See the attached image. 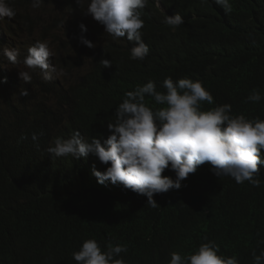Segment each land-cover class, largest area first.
<instances>
[{
	"label": "trees",
	"instance_id": "trees-1",
	"mask_svg": "<svg viewBox=\"0 0 264 264\" xmlns=\"http://www.w3.org/2000/svg\"><path fill=\"white\" fill-rule=\"evenodd\" d=\"M59 1L43 0L33 9L31 0H8L16 11L13 22L26 32H41L46 40L52 28L43 12ZM62 2L84 19L87 0ZM148 4L142 40L157 52L136 64L144 73L126 80L122 55L135 43L94 32L108 47L92 52L78 41L55 52L62 62L74 59L76 78L71 81L66 75L49 82L42 77L19 81L0 56V264H77L72 253L87 239L96 240L102 251L109 244L126 247L117 257L125 264H169L170 253L184 257L207 242L215 243L218 255L235 256L239 264H254L253 253L264 251V166L258 165L254 179L260 183L254 186L217 177L205 162L189 174L184 190L158 203L153 196L158 207H152L145 196L120 185L99 184L93 166L101 172L106 167L46 152L47 120L55 110L66 107L71 121L80 125L97 113L107 128L135 84L152 81L163 92L168 77L174 83L201 81L213 97L212 104L201 103V110L229 104V115L264 120V0H229L230 8L216 0H165L163 11L153 0ZM175 13L184 24L172 28L164 17ZM4 24L9 31L11 24ZM77 33L82 35L80 29ZM88 58L111 60L106 80L103 65L87 63ZM23 89L28 96L19 95ZM253 90L259 91V102L247 100ZM145 103L154 110L162 107L147 96ZM32 133L39 136L35 142ZM164 172L175 175L170 169Z\"/></svg>",
	"mask_w": 264,
	"mask_h": 264
},
{
	"label": "clouds",
	"instance_id": "clouds-1",
	"mask_svg": "<svg viewBox=\"0 0 264 264\" xmlns=\"http://www.w3.org/2000/svg\"><path fill=\"white\" fill-rule=\"evenodd\" d=\"M148 1L87 0L83 19L60 0L47 10L65 17L73 36L67 40L64 38L66 31L50 24L53 38L50 41L51 38L43 39L41 32L29 33L18 27L13 22L15 9L8 0H0V56L4 57V66L16 68L21 65L23 71L18 72L19 81L25 83L40 77L49 82L53 76L62 79L63 75H66L65 80L71 81L76 78L73 76L77 70L74 59L62 62L55 52L59 48L61 54L63 46L68 47L72 42L76 45L78 41L92 52L108 47L101 39L95 38V33L120 43L125 39L134 42L135 46L122 55L123 77L126 80L131 74H142L144 72L136 64L144 62L152 50L157 52L142 40L145 14L150 5ZM164 1L153 0L154 7L163 11ZM80 2L76 0L77 4ZM216 3L230 8L229 0H216ZM42 4L43 0H31L33 9ZM4 22L11 24L9 31H6ZM164 22L172 28L184 24L179 13L165 15ZM79 29L82 35L77 33ZM90 36L92 40H88ZM87 63L102 64L103 80L109 77L111 60L88 58ZM35 70L40 75L31 76ZM135 85L138 87L134 91L125 93V98L115 109V122L107 124V128L97 113L90 114L85 125H80L71 121L66 107L55 110L47 120L50 132L46 152L50 156L106 167L101 172L93 166L92 175L99 184L104 186L108 181L120 185L145 196L147 204L152 207H158V201L170 194L184 190L190 180L189 174L195 173L205 162L211 165L210 170L217 177L229 176L237 184L248 181L259 186L260 181L254 176L258 165L264 166V156L261 155L264 120L229 115V104L201 110V103L212 104L213 97L199 80L183 78L174 83L168 77L163 81V92L157 91L152 81ZM19 95L26 97L29 93L23 89ZM146 96L162 107L154 110L147 106ZM261 99L256 90L247 97L251 102ZM38 138L37 133H32L34 142ZM165 169L174 171L175 175L164 172ZM107 189L117 191L113 186ZM122 252L126 253L127 248L120 244H109L107 250L102 251L96 240L87 239L78 251L72 253V258L77 264H125L122 258H117ZM218 252L214 242H207L184 257L177 252L170 253L169 264H239L235 256L225 257ZM253 261L254 264H264V251L260 255L253 253Z\"/></svg>",
	"mask_w": 264,
	"mask_h": 264
},
{
	"label": "rangeland",
	"instance_id": "rangeland-1",
	"mask_svg": "<svg viewBox=\"0 0 264 264\" xmlns=\"http://www.w3.org/2000/svg\"><path fill=\"white\" fill-rule=\"evenodd\" d=\"M47 17H48V21L50 22L51 25L54 26H60L64 31L67 32V35L64 36V38H66L67 40L70 41V38L73 36L72 33V29L69 25V23L67 22L66 18L61 16V15H55L52 11L50 10H46V12H43ZM53 40V38L50 39V41ZM57 39H55L56 41ZM9 72L14 75L17 76L19 78L18 72L23 71L22 66L20 65V67H16V68H8Z\"/></svg>",
	"mask_w": 264,
	"mask_h": 264
},
{
	"label": "bare ground",
	"instance_id": "bare-ground-1",
	"mask_svg": "<svg viewBox=\"0 0 264 264\" xmlns=\"http://www.w3.org/2000/svg\"><path fill=\"white\" fill-rule=\"evenodd\" d=\"M21 7V6H20ZM203 42V41H202ZM92 194V193H91ZM96 200V199H95ZM27 208V207H26ZM32 210V209H31ZM22 220V219H21ZM79 226V225H78ZM25 238V237H24ZM106 242V241H105Z\"/></svg>",
	"mask_w": 264,
	"mask_h": 264
}]
</instances>
